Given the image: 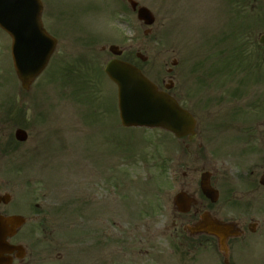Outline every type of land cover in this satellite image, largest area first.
<instances>
[{"label": "rangeland", "instance_id": "obj_1", "mask_svg": "<svg viewBox=\"0 0 264 264\" xmlns=\"http://www.w3.org/2000/svg\"><path fill=\"white\" fill-rule=\"evenodd\" d=\"M135 1L154 15L150 28L137 20L126 0H41L43 24L57 45L28 91L21 89L14 75L10 39L0 31V195L11 194V203L5 208L14 212H18L22 193L30 186L59 193L57 207H66L68 196L80 197L86 191L99 192L111 204L112 196H117L119 216L131 219L122 220L126 226L137 222V227L159 231L160 219L164 218L168 227L167 264H196L193 250L205 248H194L187 239H181L179 222L184 217L177 216L172 202L185 169L174 162L175 174L163 173L164 134L168 133L122 129L115 110L116 88L102 72L113 56L101 48L117 45L123 51L122 58L129 61L139 51L147 57L140 67L151 80L160 84L167 79L166 69L171 68L173 74L186 76L187 90L192 92L195 76L209 72L210 56L225 51H212L216 48L214 34L225 22L234 23V9L241 0L231 6L226 0ZM259 5L264 8V0ZM250 100L249 96L247 103ZM16 103L25 110V120L18 124L6 114ZM4 116L12 120L10 124ZM17 127L27 131V141L7 151L6 144ZM169 144L172 152L175 143L170 140ZM186 156L184 160L191 165L192 157ZM252 162L248 159L245 167L250 169ZM40 190L39 194L43 192ZM73 200L76 205L82 201ZM165 211L166 216L157 217ZM68 217L60 221L57 238L65 243V249L75 250L84 224L71 228Z\"/></svg>", "mask_w": 264, "mask_h": 264}, {"label": "flooded vegetation", "instance_id": "obj_2", "mask_svg": "<svg viewBox=\"0 0 264 264\" xmlns=\"http://www.w3.org/2000/svg\"><path fill=\"white\" fill-rule=\"evenodd\" d=\"M241 1V13L246 18L251 17V23L240 29L243 30L242 49L243 52L249 50L252 63H257V74L239 76L229 70L223 72L221 65L215 66V73L195 76L191 95L186 94L188 79L182 74L169 76L165 83L167 92L194 118L192 136L177 140L187 157H192L191 165L176 158L177 164L181 161L185 169L181 171L183 181L179 192L194 200L190 211L177 213L184 217L179 222L181 230L197 222L200 214L206 212L238 231L237 235L227 237L223 251L218 249L213 236L181 235L182 239L195 241L196 247L214 246L213 249L195 250V254L198 253L194 255L196 264H264V186L259 184L264 173V44L260 42L264 36V9L259 7V0ZM226 23L214 34L216 48L212 49H225L213 58L224 65L228 50L238 43H232V39L240 32L237 29L230 33ZM249 96L256 102L252 109H257V115L252 117L248 115ZM248 159L253 160L250 169L244 165ZM202 174L218 191L215 203L200 191ZM39 188L30 187L29 190ZM34 194L37 192L22 193L19 209L28 221L8 240L9 244L19 246L10 254L11 264L168 263V227L164 218L160 219L159 231L137 227L136 223L126 226L121 218L105 216L104 196L101 198L96 191L82 194L84 217L78 219L73 199L78 203L80 197L68 196V225H75L77 220L84 224L78 252L65 249L64 243L57 238L60 227L56 225L59 217L55 214L61 196L43 191L42 201L37 203ZM0 213L10 215L4 209ZM160 215L166 216V211ZM29 220L33 224H28Z\"/></svg>", "mask_w": 264, "mask_h": 264}, {"label": "water", "instance_id": "obj_3", "mask_svg": "<svg viewBox=\"0 0 264 264\" xmlns=\"http://www.w3.org/2000/svg\"><path fill=\"white\" fill-rule=\"evenodd\" d=\"M129 2L132 9H136V3L132 0ZM41 10L39 0H0V26L12 37L14 67L25 89L45 67L55 46V40L42 28ZM137 18L146 25L152 24L154 20L145 7L137 9ZM109 50L115 55L121 53L114 46L109 47ZM105 72L118 87V105L123 126L160 127L176 136L185 134L187 129L183 125L191 122V118L167 94L158 92L136 68L113 60L107 64ZM15 137L20 141L26 139L21 130L16 131ZM202 190L209 195L203 184ZM21 223L22 218L18 216L5 219L0 217V264H6L7 261L1 254L10 250L4 241L5 237L11 235L13 228ZM215 227L211 223L205 224L201 230L217 235Z\"/></svg>", "mask_w": 264, "mask_h": 264}]
</instances>
